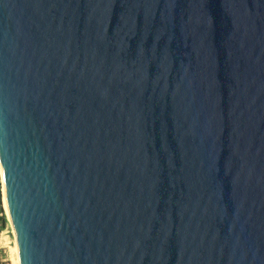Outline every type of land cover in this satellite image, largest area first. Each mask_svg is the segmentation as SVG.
<instances>
[{
  "label": "water",
  "instance_id": "95a60500",
  "mask_svg": "<svg viewBox=\"0 0 264 264\" xmlns=\"http://www.w3.org/2000/svg\"><path fill=\"white\" fill-rule=\"evenodd\" d=\"M0 163L20 264H264V0H0Z\"/></svg>",
  "mask_w": 264,
  "mask_h": 264
},
{
  "label": "rangeland",
  "instance_id": "374dc122",
  "mask_svg": "<svg viewBox=\"0 0 264 264\" xmlns=\"http://www.w3.org/2000/svg\"><path fill=\"white\" fill-rule=\"evenodd\" d=\"M0 190H1V202H0V259L4 260L8 264H13L15 261L14 251V239L15 236L12 231L10 221L6 216V211L3 205L2 199V186H1V175H0ZM4 215V220L1 216Z\"/></svg>",
  "mask_w": 264,
  "mask_h": 264
},
{
  "label": "bare ground",
  "instance_id": "6f19581e",
  "mask_svg": "<svg viewBox=\"0 0 264 264\" xmlns=\"http://www.w3.org/2000/svg\"><path fill=\"white\" fill-rule=\"evenodd\" d=\"M0 168H1V163H0ZM0 172H1V169H0ZM2 199H3L2 203H3L5 211H6L7 207H6V202H5V198H4V192H3V195H2ZM12 231H13V234L15 236V239H14L15 261H14L13 264H20L19 246H18L17 237H16V233H15V230H14L13 226H12Z\"/></svg>",
  "mask_w": 264,
  "mask_h": 264
},
{
  "label": "built area",
  "instance_id": "2783aa9c",
  "mask_svg": "<svg viewBox=\"0 0 264 264\" xmlns=\"http://www.w3.org/2000/svg\"><path fill=\"white\" fill-rule=\"evenodd\" d=\"M0 264H8V263L4 262V260L0 259Z\"/></svg>",
  "mask_w": 264,
  "mask_h": 264
},
{
  "label": "trees",
  "instance_id": "16d2710c",
  "mask_svg": "<svg viewBox=\"0 0 264 264\" xmlns=\"http://www.w3.org/2000/svg\"><path fill=\"white\" fill-rule=\"evenodd\" d=\"M0 197H1V190H0ZM0 202H1V199H0ZM1 218L4 220V215H2Z\"/></svg>",
  "mask_w": 264,
  "mask_h": 264
}]
</instances>
